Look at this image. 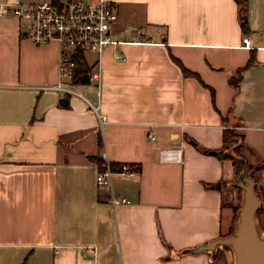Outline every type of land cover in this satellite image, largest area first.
<instances>
[{"label": "crops", "instance_id": "crops-1", "mask_svg": "<svg viewBox=\"0 0 264 264\" xmlns=\"http://www.w3.org/2000/svg\"><path fill=\"white\" fill-rule=\"evenodd\" d=\"M105 1L126 43L102 53L90 97L48 89L58 46L0 18V264H223L177 252L231 228L235 166L202 151L223 149L225 128L242 136L264 222V0L246 1L244 26L237 0ZM103 155L135 174L100 189L89 157Z\"/></svg>", "mask_w": 264, "mask_h": 264}, {"label": "built area", "instance_id": "built-area-1", "mask_svg": "<svg viewBox=\"0 0 264 264\" xmlns=\"http://www.w3.org/2000/svg\"><path fill=\"white\" fill-rule=\"evenodd\" d=\"M14 17L19 21L23 35L34 45L56 43L58 46V82L48 89L65 95H79L78 86L74 82L75 70L79 66L76 54H80L86 66H89L88 86L95 90L101 82L100 57L108 47H116L126 42L111 33L118 16L113 5L105 0H45L35 4L6 3L0 1V18ZM242 46L251 49L248 36L242 38ZM91 52L95 58L89 64L85 57ZM114 58L121 62L125 57L120 52ZM98 91V90H97ZM100 120L104 118L99 116ZM153 139V136L149 134ZM176 150L162 149L160 155L170 157ZM103 170L96 176L100 189L111 187L113 175L131 177L135 171L126 164H121L118 171L110 168V162L103 155ZM110 204L128 203L125 198L110 195Z\"/></svg>", "mask_w": 264, "mask_h": 264}, {"label": "water", "instance_id": "water-1", "mask_svg": "<svg viewBox=\"0 0 264 264\" xmlns=\"http://www.w3.org/2000/svg\"><path fill=\"white\" fill-rule=\"evenodd\" d=\"M190 143L195 146L193 141ZM231 146L223 151L202 150L204 153L220 158L222 153L230 154L241 166L235 182L230 186L240 191L236 219L230 234L219 236L205 244L187 248L177 255L208 254L211 260L217 250L222 251L226 264H264V229L261 227L257 212L260 200L255 189V182L247 169L246 160L234 154Z\"/></svg>", "mask_w": 264, "mask_h": 264}, {"label": "trees", "instance_id": "trees-1", "mask_svg": "<svg viewBox=\"0 0 264 264\" xmlns=\"http://www.w3.org/2000/svg\"><path fill=\"white\" fill-rule=\"evenodd\" d=\"M53 1L57 2L58 0H53ZM246 1L247 0H237V2L239 3V16H240L241 24H243V26L246 24V18H245V16H246ZM75 58L77 59L79 66H77V69L75 70L74 82H76L77 84H87L88 83L87 73L89 72V68L86 66V64H85L84 60L82 59V57L80 56V54H76ZM175 61L180 65L181 71L184 75H187V76L192 75L199 80V77L196 74L187 71L181 65V63L179 61H177V60H175ZM252 61L253 60L250 59L249 64L252 63ZM239 78L240 77L238 76L237 81H239ZM232 80L233 79L230 80L231 83H233ZM210 92H211V98L213 101V97H214L213 90L210 89ZM223 143H224L223 149L218 150V151H223V150L228 149L231 146H235L233 148L234 154L239 155L246 160V158L244 157V155L242 153V136L236 130L231 129V128H225L223 130ZM99 145H101L100 139H99ZM203 150H205L206 152L211 151V150H207V149H203ZM221 157L223 159H227V160L232 161L233 165L235 166V173L237 176L241 170L240 164L228 153L223 152ZM89 159L98 165L99 171L103 170V167H102L103 158L102 157H98V156L92 157L91 156V157H89ZM246 165H247V169L251 172L250 176L253 178V173L255 171V168H250V165L247 163V161H246ZM110 168L113 171H118L120 168V164L110 163ZM257 168H260V165H258ZM238 200H239V195H238ZM236 210H237V206L234 207V209H233L232 225H231V228L229 229L227 234H230L233 230V223L236 219ZM258 213H259V210L257 212V215H258ZM212 260L215 263L226 264L224 254L220 250H217L215 257Z\"/></svg>", "mask_w": 264, "mask_h": 264}, {"label": "rangeland", "instance_id": "rangeland-1", "mask_svg": "<svg viewBox=\"0 0 264 264\" xmlns=\"http://www.w3.org/2000/svg\"><path fill=\"white\" fill-rule=\"evenodd\" d=\"M17 1V2H16ZM15 1V3H23V4H26V3H33V4H35V3H40V2H43V1H45V0H16ZM56 46H57V44L56 43H54ZM86 57L88 58V60L89 61H92L93 60V58L95 57L94 56V54L93 53H91V52H86ZM206 60H205V57H203V64H202V66H208V62H205ZM205 64V65H204ZM231 83V82H230ZM87 85V84H86ZM79 87V89H80V91L84 94V95H86V96H89L90 97V93L87 91V88L85 87V85L84 84H82V85H80V86H78ZM95 88V87H94ZM100 88V87H99ZM96 89V88H95ZM92 99H93V97H92ZM213 101H215V95H214V100ZM229 128H231V129H234V126H231V127H229ZM235 130V129H234ZM250 168H254L253 166H250ZM231 188H228V191L230 190ZM235 194H237L236 196L238 197V195H240V191L239 190H235ZM227 202H228V200L227 199H225ZM222 214H223V216H222V221H223V224L225 225V223L229 220V218H230V215H229V211H227V210H223V212H222ZM260 223H261V225H264V222H261L260 221Z\"/></svg>", "mask_w": 264, "mask_h": 264}]
</instances>
